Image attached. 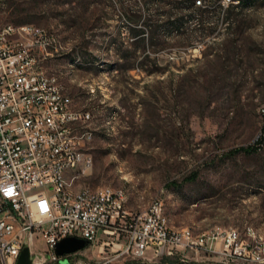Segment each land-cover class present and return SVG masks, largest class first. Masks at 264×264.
Here are the masks:
<instances>
[{
    "label": "rangeland",
    "instance_id": "obj_1",
    "mask_svg": "<svg viewBox=\"0 0 264 264\" xmlns=\"http://www.w3.org/2000/svg\"><path fill=\"white\" fill-rule=\"evenodd\" d=\"M168 1L0 0V27L54 33L60 50L42 66L74 109L91 113V164L66 172L69 189L123 188L132 212L161 198L172 230L236 229L252 248L264 246V143L252 155L228 154L264 135V0L223 16L221 0ZM163 12L183 24L162 25ZM97 250L76 253L92 260ZM145 257L110 264H223L203 250Z\"/></svg>",
    "mask_w": 264,
    "mask_h": 264
},
{
    "label": "built area",
    "instance_id": "obj_2",
    "mask_svg": "<svg viewBox=\"0 0 264 264\" xmlns=\"http://www.w3.org/2000/svg\"><path fill=\"white\" fill-rule=\"evenodd\" d=\"M221 2L225 8L237 5L235 0ZM194 3L199 6L201 0ZM17 30L32 36L33 44L23 45ZM54 53L39 26L0 27V264H15L23 247L31 264H110L123 255L143 259L150 252L156 259L198 250L223 264H264L260 239L258 248H251L249 237L236 229L215 228L196 236L167 230L160 217L161 198L151 211L132 212L122 211V191L101 186L67 192L60 172L80 149L74 148V138L85 132L84 116L91 113L74 109L65 89L57 86L38 94L40 64ZM28 94H38V101H28ZM30 105L41 106V113H31ZM72 113H79V120H72ZM88 164L87 155L84 169ZM65 237L82 239L90 248L98 245L97 255L85 260L77 251L56 254V243ZM38 240L44 250L36 248Z\"/></svg>",
    "mask_w": 264,
    "mask_h": 264
},
{
    "label": "bare ground",
    "instance_id": "obj_3",
    "mask_svg": "<svg viewBox=\"0 0 264 264\" xmlns=\"http://www.w3.org/2000/svg\"><path fill=\"white\" fill-rule=\"evenodd\" d=\"M26 29H33V27L26 26ZM1 30H8V25L1 27ZM41 32L46 37V44H51L52 49L54 51L60 50L59 49L60 48L59 40L54 33L50 32L44 28H41ZM17 37L21 38V43L23 45L33 44V37L26 34L25 30H17ZM40 77H41L43 83H42V87H38V94H46V90H49V87H51V86H57L58 89H64V87L60 84L58 78L55 75L47 72L43 68L42 64H40ZM38 94H28V101H38ZM30 112L31 113H41V106L30 105ZM91 117L92 116H84V123L89 121L91 119ZM72 120H79V113H72ZM89 138H90V134L87 131L78 133V138H74V148H80V149L75 152L73 159L68 160V169H62L60 172L61 184H66V190L69 193H76L78 191H72L71 189L68 188L65 174L68 170H72V169H75L78 167L86 166L88 154L84 150V144L85 143H82V140L86 141ZM88 161L91 162L90 155H88ZM88 165H90V164H88ZM104 187L109 192L122 191L123 192V200H124V203L122 204V211H129L125 208L127 196H126V191L123 188H115V187H111V186H104ZM156 201H154L146 210H143L141 212L151 211V206ZM160 217L163 218V223L167 227V230L171 231L172 233L187 234L188 236H196L197 235L193 231H191L190 229L172 230L167 223L166 217L164 216L162 201H161ZM201 235H207V234L202 233ZM260 245H261V242H260ZM250 246L252 248L251 244H250ZM0 263H1V254H0Z\"/></svg>",
    "mask_w": 264,
    "mask_h": 264
},
{
    "label": "trees",
    "instance_id": "obj_4",
    "mask_svg": "<svg viewBox=\"0 0 264 264\" xmlns=\"http://www.w3.org/2000/svg\"><path fill=\"white\" fill-rule=\"evenodd\" d=\"M143 1H144L145 5H148L150 3L154 4L158 0H143ZM177 1H179V0H170L167 3L176 4ZM188 2H189V6H188L189 8H199V6H195L194 0H188ZM252 2H253V0H240L237 6H231L230 5V6H227L225 9H222L221 14L223 16L224 14H226V12L232 10V8L247 6V5H250ZM161 15H164L165 17H167V20H168L167 22L163 23L162 25L177 29L179 26H181L183 24L181 21L183 16H181V15L176 17V18H172V20H169V17L171 19V16L166 12H163ZM263 129H264V123H263ZM263 143H264V135H260L253 144L245 146V147H238L235 149H231L228 152V154L231 156L239 154V153H242L245 155H252V154H255V152H257L258 149H260V147ZM193 177H194V174L191 176L183 178V180L187 181V180L192 179ZM166 186L167 187L177 186V183H176V181H170L166 184Z\"/></svg>",
    "mask_w": 264,
    "mask_h": 264
},
{
    "label": "water",
    "instance_id": "obj_5",
    "mask_svg": "<svg viewBox=\"0 0 264 264\" xmlns=\"http://www.w3.org/2000/svg\"><path fill=\"white\" fill-rule=\"evenodd\" d=\"M86 246V242L75 237H65L55 245V252L58 255L69 254ZM15 264H31V259L27 247H23L18 255Z\"/></svg>",
    "mask_w": 264,
    "mask_h": 264
}]
</instances>
